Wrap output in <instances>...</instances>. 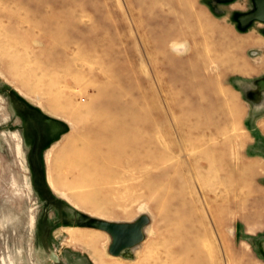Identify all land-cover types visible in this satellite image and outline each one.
Returning a JSON list of instances; mask_svg holds the SVG:
<instances>
[{"label": "rangeland", "instance_id": "obj_1", "mask_svg": "<svg viewBox=\"0 0 264 264\" xmlns=\"http://www.w3.org/2000/svg\"><path fill=\"white\" fill-rule=\"evenodd\" d=\"M255 8L0 0V264H264Z\"/></svg>", "mask_w": 264, "mask_h": 264}, {"label": "water", "instance_id": "obj_2", "mask_svg": "<svg viewBox=\"0 0 264 264\" xmlns=\"http://www.w3.org/2000/svg\"><path fill=\"white\" fill-rule=\"evenodd\" d=\"M253 1L256 7L255 11L249 16L243 18L242 22L255 19L264 23V0ZM147 222L148 219L146 217H141L131 224L97 222L96 226L110 235L112 244L109 251L111 255L117 256L122 250L127 249L142 240V228ZM52 260L56 261L55 255H53Z\"/></svg>", "mask_w": 264, "mask_h": 264}, {"label": "crops", "instance_id": "obj_3", "mask_svg": "<svg viewBox=\"0 0 264 264\" xmlns=\"http://www.w3.org/2000/svg\"><path fill=\"white\" fill-rule=\"evenodd\" d=\"M263 215H264V210H263ZM256 231H258V233L261 234L259 236V239L256 245L257 250H259L257 258L261 261H264V224L262 223L261 225H259Z\"/></svg>", "mask_w": 264, "mask_h": 264}]
</instances>
